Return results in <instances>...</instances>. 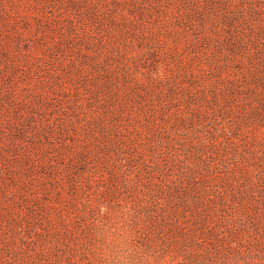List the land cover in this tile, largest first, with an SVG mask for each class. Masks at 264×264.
Here are the masks:
<instances>
[{
  "label": "rangeland",
  "instance_id": "obj_1",
  "mask_svg": "<svg viewBox=\"0 0 264 264\" xmlns=\"http://www.w3.org/2000/svg\"><path fill=\"white\" fill-rule=\"evenodd\" d=\"M120 203L143 264H264V0H0V264Z\"/></svg>",
  "mask_w": 264,
  "mask_h": 264
},
{
  "label": "clouds",
  "instance_id": "obj_2",
  "mask_svg": "<svg viewBox=\"0 0 264 264\" xmlns=\"http://www.w3.org/2000/svg\"><path fill=\"white\" fill-rule=\"evenodd\" d=\"M134 208L129 203H120L107 223L98 226L94 264H143V253L135 243L131 227Z\"/></svg>",
  "mask_w": 264,
  "mask_h": 264
}]
</instances>
